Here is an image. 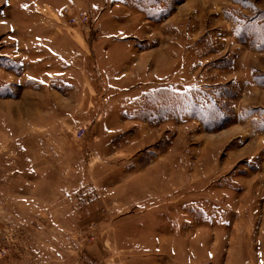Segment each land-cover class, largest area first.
Wrapping results in <instances>:
<instances>
[{
	"label": "rangeland",
	"instance_id": "rangeland-1",
	"mask_svg": "<svg viewBox=\"0 0 264 264\" xmlns=\"http://www.w3.org/2000/svg\"><path fill=\"white\" fill-rule=\"evenodd\" d=\"M117 1L0 0V264H264V0Z\"/></svg>",
	"mask_w": 264,
	"mask_h": 264
},
{
	"label": "crops",
	"instance_id": "crops-1",
	"mask_svg": "<svg viewBox=\"0 0 264 264\" xmlns=\"http://www.w3.org/2000/svg\"><path fill=\"white\" fill-rule=\"evenodd\" d=\"M57 0H44L45 4L48 5L49 7H55L54 5H57L58 2H56ZM106 2H109L110 4L111 3H115V6L112 7V9L115 10L116 6H117V0H106ZM112 14V13H110ZM113 15V14H112ZM111 15V16H112ZM110 16V18L112 20L111 23H109V25L111 26H115L117 27L119 25V23H117V21L120 19V18H112ZM118 24V25H117ZM116 31L119 29H115ZM117 35H112L111 34V37L112 39L109 42V49H106V44L104 43H101V44H98V47H97V51H96V56L98 58H101L103 61L105 62H109L110 63V66H112L114 69L113 73L115 74H119L121 73L123 70L126 69V65H128V67H131V59H132V55L131 53H122L123 50L122 49V46H125L123 45V38H127L129 36H120V34H122L121 32L120 33H116ZM49 37H47V39L44 38V45L46 44L47 46V49H50L49 51H51V54H53V52L59 56L62 57V54H63V49H62V44H60L62 41V39L60 37H58V35H55L54 37H52V35H47ZM21 37V36H20ZM35 38V36H33V34L29 35V42H31V47L34 48L32 49V52H37V48H38V44H36V41L33 40ZM41 41V40H39ZM106 42V41H105ZM66 45L68 44V42H65ZM64 45V46H66ZM101 47H100V46ZM40 49H42L43 47H39ZM45 49V50H47ZM103 49V50H102ZM44 50V51H45ZM62 63L61 62V66H62ZM126 74V72H125ZM34 79L36 77L32 76ZM5 79V76L3 77ZM120 80H123L122 78ZM125 81V80H123ZM125 88V86H123ZM51 87H47V89H49Z\"/></svg>",
	"mask_w": 264,
	"mask_h": 264
},
{
	"label": "built area",
	"instance_id": "built-area-1",
	"mask_svg": "<svg viewBox=\"0 0 264 264\" xmlns=\"http://www.w3.org/2000/svg\"><path fill=\"white\" fill-rule=\"evenodd\" d=\"M60 10H61V13L63 12V15L65 14L64 12H68L69 11L68 7H65V8L60 9ZM82 17H84V19H86V20L89 18V16L86 13H83ZM74 20H78V19L75 18Z\"/></svg>",
	"mask_w": 264,
	"mask_h": 264
}]
</instances>
